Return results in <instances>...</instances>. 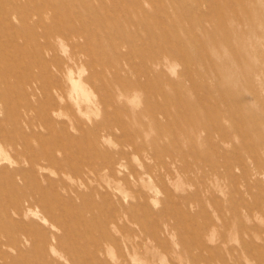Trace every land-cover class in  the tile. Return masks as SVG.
Segmentation results:
<instances>
[{
	"label": "rangeland",
	"instance_id": "374dc122",
	"mask_svg": "<svg viewBox=\"0 0 264 264\" xmlns=\"http://www.w3.org/2000/svg\"><path fill=\"white\" fill-rule=\"evenodd\" d=\"M0 23V264H264V0Z\"/></svg>",
	"mask_w": 264,
	"mask_h": 264
},
{
	"label": "bare ground",
	"instance_id": "6f19581e",
	"mask_svg": "<svg viewBox=\"0 0 264 264\" xmlns=\"http://www.w3.org/2000/svg\"><path fill=\"white\" fill-rule=\"evenodd\" d=\"M9 18V17H8ZM7 18V19H8ZM6 19V20H7ZM10 21V20H9ZM7 22V21H6ZM4 23V22H3ZM10 23V22H9ZM1 24V23H0ZM11 25V24H10ZM32 45V44H31ZM75 82V81H74ZM4 153V152H3ZM3 153H2V155H3ZM0 157H1V155H0ZM2 159V158H1ZM16 171V170H15ZM11 184V183H10ZM18 185V187L21 189V192H24L25 191V185H19V184H17ZM16 185V186H17ZM17 187V188H18ZM16 190V189H15ZM19 190V189H18ZM20 191V190H19ZM23 198L26 200L27 199V196L26 195H23ZM46 201V200H45ZM35 203L37 204V205H39V206H43V207H45V202H44V200L41 198V199H37L36 201H35ZM46 205H47V202H46ZM47 209V208H46ZM160 212V211H159ZM16 217H18V218H23V217H26V215H27V213H30V214H32V215H36V216H38V217H40L39 216V214L37 213V212H35V211H33L30 207H27V208H25V209H22V208H16V209H13V212H12ZM5 216V215H4ZM142 217V216H141ZM42 217H40V219H41ZM192 219V218H191ZM13 220V219H12ZM21 220H19V222H20ZM153 221V220H152ZM13 222V221H12ZM23 222V221H22ZM194 225V224H193ZM13 227H14V223H13V225H12ZM10 227V226H9ZM9 227H7L8 228V230H9ZM15 227H16V229H18V226H16V224H15ZM14 227V228H15ZM22 227V226H21ZM4 228V227H3ZM20 228V227H19ZM0 230L2 231V229H1V226H0ZM5 230H6V228H5ZM85 231V230H84ZM149 231V230H148ZM5 232V231H4ZM8 232V231H7ZM2 233V232H1ZM6 233V232H5ZM179 234V233H178ZM9 239V238H8ZM199 241V240H198ZM11 245V244H10ZM13 248H15V246L13 247ZM201 259V258H200ZM92 260V259H91ZM78 262V261H77ZM93 264V263H92Z\"/></svg>",
	"mask_w": 264,
	"mask_h": 264
}]
</instances>
